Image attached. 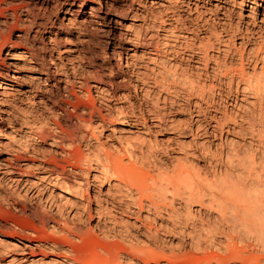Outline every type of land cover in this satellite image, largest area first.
<instances>
[{
	"label": "bare ground",
	"instance_id": "bare-ground-1",
	"mask_svg": "<svg viewBox=\"0 0 264 264\" xmlns=\"http://www.w3.org/2000/svg\"><path fill=\"white\" fill-rule=\"evenodd\" d=\"M100 1L101 4L94 0L1 2L0 89L14 83L12 98L38 105L28 112L30 120L22 119L27 129L21 130L22 136L49 147L44 152V148L32 144L30 150L25 146L22 156L14 153L0 158V167L11 177H27V170L39 169L45 175L38 179L47 180L50 187L45 196L33 198L31 206L13 205V210L28 217V226L14 222V213L7 209L8 202L0 194V264H5L3 256L7 251L16 254L7 264H76L80 259L74 247L76 240L84 237L82 224L86 220L94 218L93 228L108 236L102 218L108 204L110 209L129 212L135 218L134 231L119 237L126 245L103 243L105 253H96L85 264H264V0L182 2L187 14L196 13L194 18L165 7L154 13L158 22L154 27L164 33L161 38L158 32L146 38L140 32L143 24H122L133 12L132 3L140 4V0ZM229 2L240 11L249 8L247 15L243 17L240 12L236 22L232 21L223 5ZM154 4L163 7L161 2ZM204 13L209 17H202ZM74 28L82 36L76 38L77 45L60 50L61 42ZM175 32L180 33L175 35L179 44L170 48L167 40ZM93 42L96 47L82 54L78 45ZM2 50L5 58L29 59L26 69L31 81L35 80L32 87L19 88V80L27 76L20 73L16 62L3 60ZM138 50L140 56L147 55L160 67L151 79L154 88L168 94L170 88L165 81L172 72L183 86L171 91L174 96L197 100L192 104L195 115H189L187 125L174 129L178 135H190L194 151L187 154L200 159L202 167L178 159L170 173L163 171L167 170L165 165L148 161L153 149L150 140L121 154L105 152L94 159L89 142L84 146L88 152L80 149L79 144L87 138L84 130L97 142L95 132L99 134L112 124L114 116L124 123L134 118V128L140 125L146 130L164 129L152 119L148 125L146 118L134 114L132 106L130 112L119 107L114 114L116 107L108 104L109 99L118 97L112 94L122 89L126 96L130 92L134 97L148 95L147 90L142 92L143 88L131 81L130 75L134 74L136 81L145 85L133 69L132 59ZM90 88L103 97L94 99ZM7 93L0 90V133L11 124L10 110L2 107ZM215 98L214 114L207 113L198 102H210L211 106ZM162 115L157 113L153 118L165 121ZM240 130L249 139L241 147L228 137ZM184 143L168 138L160 153L167 156V148L181 152ZM4 145L8 144L0 141V147ZM34 155L43 160L36 161ZM90 168L97 173H90ZM200 168L209 171L211 178L201 179ZM18 181L21 180H14ZM24 183L29 185L27 193L36 182L25 178ZM102 183L106 185L104 196L115 197L123 204L114 205L113 200L108 203L102 198ZM90 186L92 195L88 194ZM42 189L45 186L36 189L37 193ZM180 209L186 217L177 226L174 217ZM65 215L71 216L70 221L62 219ZM167 233L186 234L189 251L179 255L185 241L173 247V240L158 236ZM114 247L123 253H112Z\"/></svg>",
	"mask_w": 264,
	"mask_h": 264
},
{
	"label": "rangeland",
	"instance_id": "rangeland-1",
	"mask_svg": "<svg viewBox=\"0 0 264 264\" xmlns=\"http://www.w3.org/2000/svg\"><path fill=\"white\" fill-rule=\"evenodd\" d=\"M186 0H140V4L132 3V13H128L127 17L123 19L121 22L122 24L129 25L130 22H133L134 25L138 26L143 24L142 29L140 30L141 34L145 35L146 38L150 37L154 32H158L160 38L164 35V33L160 30L154 27L158 26V22L154 19V13L157 11H161L163 8L169 9V11L173 13H180L183 17L189 16L191 18H194L196 16V13L192 11L191 13L187 14L185 6L181 7V3ZM2 0H0V7H2L1 4ZM94 2H99L101 4L100 0H94ZM157 2H161L163 4V7H158V5L154 4ZM238 2V0H236ZM225 8L228 9V11L231 14L232 21L236 22L237 20V14L242 12L243 17L247 15V11L249 8H244V10H239L235 4L229 2L228 4H223ZM253 6V5H251ZM158 7V8H157ZM152 12V13H151ZM202 17H209L207 13L202 14ZM134 18V19H131ZM203 19V18H200ZM201 23V22H199ZM119 29H123L122 26H118ZM176 34H180L179 32H175L174 35H171L168 37L167 43L170 46L177 47L179 44V38H176ZM189 35V34H187ZM82 37L79 34V31L74 28L72 31V34L69 36V38L65 41H62L59 48L60 50L66 49L68 47L74 48L75 45H77L76 38ZM99 40H102V37L98 36ZM239 43V40L237 41V44ZM96 44L90 43L89 45H78L80 51L82 54L87 55L89 49L96 47ZM130 47V46H129ZM66 55V54H65ZM141 51L138 50L136 57L133 58V66H134V72H137V75L139 78L144 80L145 85H141L139 82L136 81V77L134 74L131 76V81L134 84H137L138 88H143L147 90L148 95L145 98L140 97H134V93L130 92L129 95H125V90H118L115 91L112 95H116L118 97H114L112 99H109V103L111 106L116 107V110H113V113L115 114L116 111H119V107H122L123 111L130 112V106H132V110L136 116H143L146 118V122L149 125L152 122L158 124L159 126H163L164 129H153L152 127L149 128V130H146L145 128H142L140 125H137L136 128L132 127L131 122L134 120V118L129 119V123L118 122L114 116L113 120L111 121L112 124H110L108 127L103 128L101 132L97 135L98 141L95 142L93 139L89 138L88 130H84L87 138L83 139L82 142L79 144L80 149L83 152H88L84 148L85 144L89 142L90 147V156L91 159H94L95 156H102L105 152H109L112 154H121L122 151L125 150H132L135 149L137 146L141 144V142H147V140H150L153 146L152 152L150 155H148V161H156L161 166H164L167 168L168 173H170L173 166L176 165V162L178 159H181L182 163H190L192 161L193 164H198L200 167H202L203 162L200 159H196L190 154H187L189 152H193V143H191V137L189 134H181L178 135L176 130L174 128H179L181 126L187 125V121L189 119V115L192 117L195 115L193 103L197 101L196 99L189 98L185 99L179 96H174V93L171 91L174 90V88L180 90L183 86L179 82V80L176 77H173V73H168L166 76L165 85H167L168 88H170L168 94L165 92H160L158 89L154 88L152 84V78L155 74H157V71L160 70V67L158 64H154L151 62V60L148 58V56H140ZM1 57L4 61H12L17 63V67L21 70L20 73L26 75V80H19V88L22 87V89L27 90L29 87H32L34 85V81H31L30 74L27 72V63L29 59L25 57L18 58L17 56H8V58H5V51L2 50ZM64 57V55H63ZM124 57L122 60V63H124ZM173 61V60H172ZM63 63L68 66V62L66 60H63ZM245 65V64H244ZM79 80V79H76ZM136 81V82H135ZM33 82V83H32ZM10 83V84H9ZM7 85L3 86L0 90L7 91V102L2 105L3 108L10 110L9 116L11 118V124L7 127H4L2 129V133H0V141H2L4 145L3 147H0V158H7L10 157L11 154L16 153L18 156L23 155L22 149L26 146L25 150H30L32 145L37 148H44L41 151H44L47 149L48 144L38 142L37 140H31L28 141L24 139L22 136L21 130H27L23 123V118L30 120V114L29 111H33L32 109L38 108V105L35 102H27L26 100L20 101L17 99V97H13V88H15V84L9 82ZM63 86V85H62ZM90 92L92 93L94 99L98 100L103 97L99 92H96L95 89L90 88ZM125 92V93H124ZM157 92L158 94L155 96L154 93ZM124 94V95H123ZM139 94V91L137 92ZM166 97L167 100L163 101V98ZM240 99V95L238 96ZM225 99V98H224ZM228 103H230L229 99H226ZM251 100V99H248ZM217 99H214V102L212 105L205 104V102L198 101L202 108L207 109V113H213L214 114V108L213 106H216ZM37 102V101H36ZM240 102V101H239ZM129 108V109H126ZM231 106L228 107L230 109ZM115 109V108H114ZM150 109L152 112L150 114H147L146 110ZM237 111V109H234ZM256 112V110H255ZM159 113L162 115V117L165 118V121H158L153 118L156 116V114ZM219 115V114H218ZM5 116V115H4ZM149 117V118H147ZM173 123L171 127L165 128L164 126L166 124ZM214 124V123H212ZM238 129V128H236ZM10 133V134H9ZM136 134H139L142 136V138H138ZM229 138L233 139L234 144L237 146H242V144H247L249 142L248 137L244 134L243 131H236L228 135ZM168 138H177L181 141H185L183 151H173L171 148H167V156L161 155L160 150L167 144ZM169 141V140H168ZM199 141V139L195 140ZM28 142V143H27ZM189 143L186 146V143ZM32 144V145H30ZM78 146V145H77ZM55 149V148H52ZM18 150V152L16 151ZM52 156V155H51ZM184 156L186 157V160L184 159ZM47 159L48 156H45ZM34 158L36 161L39 162L40 159H42L39 155H34ZM43 160V159H42ZM36 162V163H38ZM92 166H95L92 164ZM92 168V167H91ZM90 168V173H97L94 172ZM4 168L0 167V194L4 197V199L8 202L7 208L9 211L14 213L13 220L15 223H18L22 226H28L30 223L28 217L25 215H22L21 213L13 210V205H26L31 206L34 204L33 198L36 196H45L47 193L46 188L50 187V184L47 183V180H39L38 178L42 175H45L41 170L39 169H29L27 170V177L24 175L21 176H9L4 174ZM156 173V172H155ZM199 175L200 178L203 179L207 177V179L211 178L210 172L199 169ZM25 178H27L29 181L33 180L36 183L34 184L33 188H30L27 193H25V190L29 187L28 184L24 183ZM14 180H21L18 182H14ZM91 181V178H90ZM91 185L94 183L91 181ZM42 186H45V189H42L39 194L37 193L36 189L42 188ZM93 186H90V189L88 190V194L92 195ZM101 195L102 198L106 199L109 202H112L113 204H123L124 201L118 202L117 200H114V198L111 197H105L106 192V185L102 183L100 186ZM77 200V199H75ZM105 205V204H104ZM93 203L91 204L90 208L94 209ZM5 208V206H4ZM192 209H197V207H193ZM71 217V216H70ZM70 217L63 216L62 219L66 222L70 221ZM186 213L184 210L180 209L175 214L174 222H176V225H182L185 221ZM102 218L104 220L103 226L108 228V236L103 235L102 233L98 232L93 228V225L95 224V219L92 218L90 220H86L84 224H82V229L84 231V237L81 240H76V246L74 247L75 255L79 257L80 260L77 261L76 264H85L86 260L91 258L96 253H105V247L103 243H110L111 242H122L124 245H126V241L119 238L121 235L124 237V235L128 234L129 232H133L134 229L132 227V223L135 222V218L129 214V212H122L117 208H114L113 210L110 209V204H108V209L103 210ZM190 219V217H188ZM188 221L187 223H189ZM137 223V222H136ZM91 230L90 232H88ZM188 230V229H187ZM159 237H162L165 241L171 239L173 240L172 244L173 247H177L179 241H185V245L183 248L180 249L177 253L179 255L184 254L189 251V247L187 245V236L186 234H159ZM112 253H119L121 255L122 249L118 247H114L112 249ZM53 255V254H52ZM12 256H16L15 253L7 251L4 253L3 259L6 260L4 262L7 264V261L11 259ZM50 258L46 259L49 260ZM62 261V259H61ZM72 263V262H71ZM74 264V263H72Z\"/></svg>",
	"mask_w": 264,
	"mask_h": 264
}]
</instances>
